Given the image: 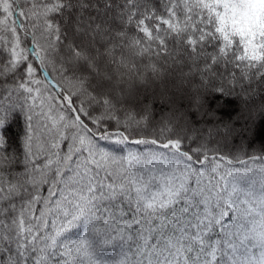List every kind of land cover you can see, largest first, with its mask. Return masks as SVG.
Listing matches in <instances>:
<instances>
[{"label":"snow or ice","instance_id":"obj_1","mask_svg":"<svg viewBox=\"0 0 264 264\" xmlns=\"http://www.w3.org/2000/svg\"><path fill=\"white\" fill-rule=\"evenodd\" d=\"M0 264H264V0H0Z\"/></svg>","mask_w":264,"mask_h":264}]
</instances>
